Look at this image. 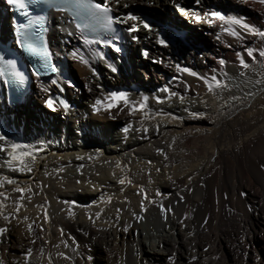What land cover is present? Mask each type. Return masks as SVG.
I'll return each mask as SVG.
<instances>
[{
    "label": "bare ground",
    "instance_id": "obj_1",
    "mask_svg": "<svg viewBox=\"0 0 264 264\" xmlns=\"http://www.w3.org/2000/svg\"><path fill=\"white\" fill-rule=\"evenodd\" d=\"M109 4L121 18L128 12L146 18L152 30L136 33L138 42L128 34L119 53L109 49L101 59L54 14L50 39L56 56L68 62L64 73L34 77L17 106L7 104L0 84V131L12 142L41 149L33 151L34 160H24L30 172L19 171L15 163L9 167V157L0 153V192L7 197H0L5 205L0 211L14 212L21 195L13 191L15 187L32 189L24 193L18 219L10 217L7 223L0 216V226L8 228L0 236V259L26 264L25 253L31 249L27 264H49L50 256L51 264H173L170 255L175 264H264V57L258 54L264 49V36L238 25L232 27L239 35L232 36L225 31L229 27L225 21L196 22L192 15L221 11L264 31V4L259 0H200L199 5L194 0L119 4L109 0ZM10 31V14L0 10V35ZM174 34L182 39L177 42ZM157 35L169 38L167 48L156 43ZM249 48L255 50V62L247 56ZM145 49L147 58L142 55ZM241 56L254 70L240 67ZM184 67L198 76L215 75L227 87L209 92L204 81L183 72ZM165 86L184 100L171 97L157 104L156 95H168L158 92ZM116 90H127L133 101L147 95V109L130 113L121 104L111 109V115L103 109L92 111L95 99ZM48 99L54 111L47 107ZM128 123L140 130L123 133ZM122 176L132 183L120 185ZM141 186L155 203L146 200L143 219L136 220L132 212L139 213ZM161 204L172 210L167 220Z\"/></svg>",
    "mask_w": 264,
    "mask_h": 264
},
{
    "label": "snow or ice",
    "instance_id": "obj_2",
    "mask_svg": "<svg viewBox=\"0 0 264 264\" xmlns=\"http://www.w3.org/2000/svg\"><path fill=\"white\" fill-rule=\"evenodd\" d=\"M117 4H119V0H115ZM194 2L199 5L200 0H194ZM7 5L15 8L16 10H19L22 15L28 16L30 5H37L43 9V6L49 5L53 7H57L58 10L64 11V10H71L73 11L76 18L79 19L80 22L76 23L75 27L77 29H95L96 27H102L105 30H113V24L114 23H120V24H127L128 22H132L128 25L126 32L130 35V38L132 41H139V37L136 35L141 29L151 31V22L147 21L146 18L142 19L138 15L132 14V12H128L124 17H114L111 15L112 8L109 4V0H6ZM259 3L264 4V0H259ZM124 8H127L128 5H123ZM181 12H184V9H180ZM193 18L196 22H201L202 20L208 24H212L214 20H220L225 21L229 27L225 29V31L230 32L232 36H238L239 33L232 27L238 25L240 28L244 29L246 32L253 33L255 35L264 36V31H259L255 29L253 26L246 23L242 18H238L236 16L232 15H225L221 11H212V12H204L203 16H201L198 12L193 13ZM45 22V17L43 15H37L33 19H28L26 23L18 22L13 26V32H14V43L17 46L18 49L26 50L30 56L36 58L38 60V66H33L32 68V75L39 77L42 72H46L48 70L52 72H57V67L54 63L51 62L53 53L50 51L49 47L47 46L46 42L44 41L43 37L41 36L40 32L36 30L33 26L39 25L43 27ZM177 42H179L182 37H180L177 34H174L173 37ZM119 36H113L111 38H108L106 42H111L112 49L119 53L122 49L121 46H119L115 41L119 40ZM171 41L167 36H156V43L159 44L162 47L167 48L169 46V43ZM9 49L3 48L0 49V77L5 78V82L10 83L12 81H19L23 83L27 77L25 73L18 68V62L16 59L12 58H6L8 54H10ZM254 49L249 48L247 49V56L255 62V56L253 55ZM260 57H264V49H260L258 52ZM142 55L144 57H148V51L145 49L142 51ZM104 57L101 56V59ZM83 60V57H81ZM86 62V61H85ZM156 63H160L161 61L157 60ZM224 61L220 60V64H223ZM239 65L242 69H249L254 70L250 67L249 63L246 62L243 56L239 57ZM108 67L111 69L113 73H116L118 71L117 67L113 64H108ZM180 66L177 65V68ZM264 67V65H262ZM183 72L188 73L189 75L193 77H198L199 79L203 80L206 84L208 91L212 92L214 87L215 88H224L227 87L226 84H224L221 80L217 79L215 75H212L210 78L204 77V76H198V73L195 71H192L188 67H184L182 69ZM243 73H241L242 75ZM95 75V73H94ZM211 81V82H210ZM55 83V81H53ZM256 83H260V81H256ZM69 85L71 86V81H69ZM186 86V85H185ZM158 92L160 93H167L168 95L161 97L160 95H156L154 97L157 104L163 103L165 100L170 99L171 97H177L180 101L184 100V97L182 95H179L175 91H171L169 87H161L158 89ZM149 100V97L147 95H143L142 98L139 101H133L130 99V94L127 90H116L110 92L109 95L104 96L103 98H97L95 99L94 103L91 105L92 111L99 113L103 109V111L111 115V109L113 108H119L122 104L124 108H127L130 110V113H134L136 111H145L147 109V101ZM46 105L50 110H55L53 102L51 99H48L46 101ZM160 114V113H157ZM173 119H179V117H172ZM130 130L139 131L140 129H133V125L131 123H128L126 126L123 127L122 131L123 133H128ZM143 131L147 133L148 129L143 128ZM21 149H28L27 145H22L18 142H12L10 141L9 137L3 132L0 131V153H6L7 157H9L7 163L9 167H12V165L15 163L17 166V169L19 171H31V168L28 167L27 164L24 163V160L26 157H31L33 160L35 159L33 155V151H40L41 149H28V150H21ZM156 151L160 155H165L162 149H156ZM165 158H167L165 156ZM150 163V162H149ZM119 167V165H117ZM264 167V165H262ZM159 171V169H157ZM115 175V173H113ZM7 179V178H5ZM169 179H171L169 177ZM189 181L192 180V176L189 175L187 177ZM120 185L131 184L132 181L128 179L127 177H120L117 181ZM8 184H16L15 180L7 179ZM13 191L20 193L19 199L15 203L14 212H10L8 215H5L3 211H0V216H3V219L7 223H11L10 217L18 219V214L23 207V204L21 201L24 200V193H30L32 189L30 187H15ZM139 193L143 196V199H141L139 204V213L133 211L132 216L136 220H142L143 215L142 213L145 212L147 209L145 208V201L147 200L149 203H155L154 200H148V195L144 191L143 187L141 186L139 189ZM160 193L157 192V195ZM246 195V194H242ZM0 197H3L4 199H7L4 192H0ZM180 200H183V196L179 197ZM65 203H68L67 201ZM73 205L76 204L75 201L71 202ZM4 203L0 201V210L4 208ZM42 207V206H41ZM161 213L164 214L165 220H167V214L170 213L172 210L171 208L165 209L164 206L161 204L159 206ZM251 210V209H249ZM119 212L120 210H117V216L116 220H119ZM69 216H73V212H68ZM101 215V211H97L95 213V218L98 219ZM25 220L28 219L27 216L24 217ZM43 219L45 222L49 220L47 211L45 210L43 212ZM88 219L95 224V220L93 219L92 215H89ZM35 223V221H33ZM183 223V221H181ZM204 223H207V220L205 219ZM130 225L125 226L123 231L127 232ZM30 233L32 232V225H28L27 229ZM40 230L43 231V226H40ZM8 228L7 226H0V236H3L5 233H7ZM61 234H63V229L60 230ZM87 235V233H84ZM189 235H192V233H189ZM34 243V241H33ZM67 247V245H65ZM57 255H63L62 253H57ZM31 256V249H28L25 253V262L27 264L28 258ZM65 259H68V257H64ZM90 260L91 257H88ZM170 261L175 264L174 255H170L168 257ZM193 259H196V257H193ZM0 264H5L3 259H0ZM49 264H51V256L49 257Z\"/></svg>",
    "mask_w": 264,
    "mask_h": 264
},
{
    "label": "rangeland",
    "instance_id": "obj_3",
    "mask_svg": "<svg viewBox=\"0 0 264 264\" xmlns=\"http://www.w3.org/2000/svg\"><path fill=\"white\" fill-rule=\"evenodd\" d=\"M44 110V109H43Z\"/></svg>",
    "mask_w": 264,
    "mask_h": 264
}]
</instances>
